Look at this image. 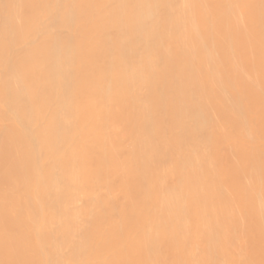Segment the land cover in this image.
Instances as JSON below:
<instances>
[{
  "label": "bare ground",
  "instance_id": "1",
  "mask_svg": "<svg viewBox=\"0 0 264 264\" xmlns=\"http://www.w3.org/2000/svg\"><path fill=\"white\" fill-rule=\"evenodd\" d=\"M0 264H264V0H0Z\"/></svg>",
  "mask_w": 264,
  "mask_h": 264
}]
</instances>
